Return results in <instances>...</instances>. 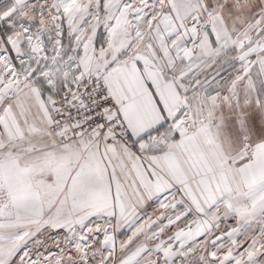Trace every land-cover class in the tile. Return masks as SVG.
Instances as JSON below:
<instances>
[{
	"label": "rangeland",
	"instance_id": "obj_1",
	"mask_svg": "<svg viewBox=\"0 0 264 264\" xmlns=\"http://www.w3.org/2000/svg\"><path fill=\"white\" fill-rule=\"evenodd\" d=\"M124 62L180 85L173 126L198 129L202 154L264 138V0H0V264H264V197H224L207 172L180 185L146 156L175 130L145 150L131 129L54 128L93 77L130 128L108 82Z\"/></svg>",
	"mask_w": 264,
	"mask_h": 264
},
{
	"label": "crops",
	"instance_id": "obj_2",
	"mask_svg": "<svg viewBox=\"0 0 264 264\" xmlns=\"http://www.w3.org/2000/svg\"><path fill=\"white\" fill-rule=\"evenodd\" d=\"M111 70L108 82L121 103L120 112L130 126L132 141H140L139 145L143 142L146 150L154 141L150 140V135L159 131L163 134L165 130L176 131L160 152L145 151L146 156L154 158L166 175L183 185L207 172L210 188L216 193L223 192L224 197H264V138L255 142L251 151L244 147L232 154L224 153L219 159L212 153L208 156L202 154L201 144L197 142L198 129L173 126L184 115L186 104V96L176 81L130 62ZM145 136L149 139H142ZM78 141L87 147L88 142L84 138ZM93 150L95 148L92 147ZM112 152L120 156V151Z\"/></svg>",
	"mask_w": 264,
	"mask_h": 264
},
{
	"label": "built area",
	"instance_id": "obj_3",
	"mask_svg": "<svg viewBox=\"0 0 264 264\" xmlns=\"http://www.w3.org/2000/svg\"><path fill=\"white\" fill-rule=\"evenodd\" d=\"M116 110V101L104 79L93 77L59 97L53 126L58 131L66 130L63 139L79 135H96L108 142L129 139L130 128Z\"/></svg>",
	"mask_w": 264,
	"mask_h": 264
}]
</instances>
